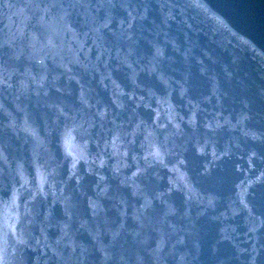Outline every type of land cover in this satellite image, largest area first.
<instances>
[{"label": "water", "instance_id": "obj_1", "mask_svg": "<svg viewBox=\"0 0 264 264\" xmlns=\"http://www.w3.org/2000/svg\"><path fill=\"white\" fill-rule=\"evenodd\" d=\"M0 264H264V0H0Z\"/></svg>", "mask_w": 264, "mask_h": 264}]
</instances>
